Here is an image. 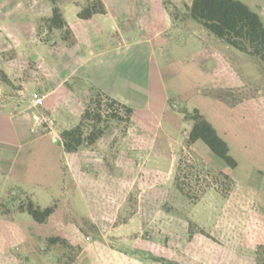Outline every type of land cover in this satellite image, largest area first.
Returning <instances> with one entry per match:
<instances>
[{
    "label": "crops",
    "instance_id": "obj_1",
    "mask_svg": "<svg viewBox=\"0 0 264 264\" xmlns=\"http://www.w3.org/2000/svg\"><path fill=\"white\" fill-rule=\"evenodd\" d=\"M101 1L106 12L83 19L78 17L83 0H56L72 33L69 43L64 30L41 27L52 16L51 0H0V71L9 79L0 84V183L56 204L43 223L0 214V264H133V251L111 246L105 226L123 204L117 160L125 153L133 160V148H154L162 127L170 132L186 126L187 138L194 121L184 109L199 110L227 142L236 167L247 165L245 183L254 184L264 172V90L255 85L254 95L234 103L220 95L248 88L222 52L232 53L231 48L219 46L217 37L190 17L187 25L173 17L166 0ZM192 1L171 0L177 7ZM45 34L50 37L42 38ZM96 91L131 107L130 122L122 135L120 125L111 123L92 146L66 152L61 131L79 123ZM34 94L43 96L37 107L31 106ZM35 113L53 117V130L33 133ZM138 130L143 137L133 138ZM191 147L237 179L235 169L202 140ZM71 191L97 198L87 214H80L99 229L97 234L63 216L59 197L67 200ZM49 237L66 240L78 252L63 258L56 243L46 245ZM260 239L264 244V236Z\"/></svg>",
    "mask_w": 264,
    "mask_h": 264
},
{
    "label": "rangeland",
    "instance_id": "obj_2",
    "mask_svg": "<svg viewBox=\"0 0 264 264\" xmlns=\"http://www.w3.org/2000/svg\"><path fill=\"white\" fill-rule=\"evenodd\" d=\"M241 1L255 11L264 24V0ZM83 2L85 6L87 0ZM166 2L173 17L187 25L189 14L186 4L180 3L177 7L171 0ZM46 21L42 20L41 27H49ZM48 36L45 34L42 38ZM216 40L231 48L232 53L230 49L222 52L231 58L235 73L247 82L248 87L239 91L226 90L220 95L234 103L254 95L255 85L264 90V68L258 61L223 40ZM2 82L0 74V84ZM13 86L19 88L20 85ZM172 103L176 106L174 109L180 111L178 101L172 100ZM107 108L103 106L104 113ZM184 111L190 120L194 108ZM111 123L120 125L119 135L127 128L123 122L111 120L109 127ZM186 132V126L176 127L170 132L162 127L158 130L154 148H140L138 152L133 148V160L125 157L127 153L117 160L121 169L118 177L123 185V204L116 207L114 221L105 224L111 236L109 244L123 251H133V264H264V244L260 239L264 236V172L257 175L254 184L249 185L244 178L250 171L247 165L242 164L239 168L234 167L233 176L237 179L230 176L227 179L212 163L197 155L188 142L189 137L184 138ZM142 133L133 131V138L143 137ZM146 138L149 141V136ZM141 145L145 146V141ZM90 169L95 172L94 167ZM178 173L179 186L176 182ZM23 190L0 183V214L18 215L16 219L25 216L33 219L28 212L19 210V205H27L32 197L36 205H43L41 208L52 206L37 200L36 194L30 195L28 190L26 193ZM59 198L58 206L66 219L77 223L91 235L99 232L80 215L87 214L91 205L95 206L97 198L92 192H83L80 197L76 191L67 200ZM114 210L111 208V215ZM50 239L45 240L48 247L55 243ZM56 245L63 258L66 253L68 257H74L78 252L76 247H67L61 242Z\"/></svg>",
    "mask_w": 264,
    "mask_h": 264
},
{
    "label": "trees",
    "instance_id": "obj_3",
    "mask_svg": "<svg viewBox=\"0 0 264 264\" xmlns=\"http://www.w3.org/2000/svg\"><path fill=\"white\" fill-rule=\"evenodd\" d=\"M51 18L46 22L49 28L64 30L63 38L72 43V33L56 1ZM189 17L200 24L215 37L223 40L233 48L248 54L258 61L264 68V24L260 16L241 0H193L187 7ZM106 8L101 0H87L78 13V17L88 19L96 13H105ZM5 82H9L7 76L0 71ZM106 100L105 104L103 103ZM103 106L108 108L103 112ZM133 109L110 96L96 91L93 98L86 106L81 119L72 128L61 131V140L66 152H76L84 145H93L107 131L111 120H116L128 124L130 122ZM194 121L188 134V142L193 143L202 140L207 147L228 166H237V160L231 155L229 146L216 132L215 128L203 117L199 110L194 109L190 116ZM179 173L181 167L178 168ZM179 173L176 176L177 186H179ZM227 179L230 177L223 172ZM56 204L41 208L31 199L28 204H20L19 210L28 212L35 221L43 223L55 211ZM52 243H63L69 246L67 241L59 237H51ZM173 264V263H171ZM178 264V263H174Z\"/></svg>",
    "mask_w": 264,
    "mask_h": 264
},
{
    "label": "built area",
    "instance_id": "obj_4",
    "mask_svg": "<svg viewBox=\"0 0 264 264\" xmlns=\"http://www.w3.org/2000/svg\"><path fill=\"white\" fill-rule=\"evenodd\" d=\"M43 96L34 94L31 98V106L37 107L42 104ZM31 131L37 134H44L53 130L55 120L48 114L35 113L32 115Z\"/></svg>",
    "mask_w": 264,
    "mask_h": 264
}]
</instances>
